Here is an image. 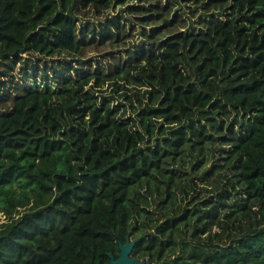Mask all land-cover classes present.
<instances>
[{"label":"trees","instance_id":"1","mask_svg":"<svg viewBox=\"0 0 264 264\" xmlns=\"http://www.w3.org/2000/svg\"><path fill=\"white\" fill-rule=\"evenodd\" d=\"M0 212V264H264V0H0Z\"/></svg>","mask_w":264,"mask_h":264},{"label":"water","instance_id":"2","mask_svg":"<svg viewBox=\"0 0 264 264\" xmlns=\"http://www.w3.org/2000/svg\"><path fill=\"white\" fill-rule=\"evenodd\" d=\"M135 241H129L126 237L125 243H119L120 255L118 258H114L112 254H108L110 257V264H148L144 261H138L136 259L130 258L129 253Z\"/></svg>","mask_w":264,"mask_h":264},{"label":"rangeland","instance_id":"3","mask_svg":"<svg viewBox=\"0 0 264 264\" xmlns=\"http://www.w3.org/2000/svg\"><path fill=\"white\" fill-rule=\"evenodd\" d=\"M109 91H107L105 94L107 95ZM6 220L5 216L0 212V223L4 222Z\"/></svg>","mask_w":264,"mask_h":264}]
</instances>
